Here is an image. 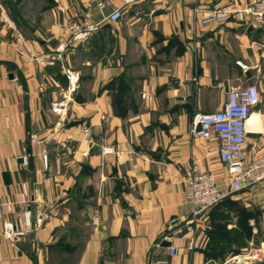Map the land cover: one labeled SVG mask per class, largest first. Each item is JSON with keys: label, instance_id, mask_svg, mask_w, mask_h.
<instances>
[{"label": "crops", "instance_id": "1", "mask_svg": "<svg viewBox=\"0 0 264 264\" xmlns=\"http://www.w3.org/2000/svg\"><path fill=\"white\" fill-rule=\"evenodd\" d=\"M48 2L54 25L46 38L22 37L27 53L11 30L18 17L0 5V196L13 203L0 264H204L207 225L188 230L185 171L220 189L228 176L217 141L191 136V123L220 110L230 86L264 79V35L237 22L202 28L193 0ZM116 8L121 19L107 22ZM72 20L97 27L59 53ZM66 70L80 75L70 96ZM259 90L251 153L264 150ZM61 97L66 110L52 113ZM4 222L22 235L7 240Z\"/></svg>", "mask_w": 264, "mask_h": 264}, {"label": "built area", "instance_id": "2", "mask_svg": "<svg viewBox=\"0 0 264 264\" xmlns=\"http://www.w3.org/2000/svg\"><path fill=\"white\" fill-rule=\"evenodd\" d=\"M123 4L140 0H121ZM170 1V0H168ZM192 13L194 17L201 16L198 21L202 28H210L230 22H237L245 28L253 27L256 30H264V0H252L246 5L239 4L235 0L215 7L203 9L201 0H193ZM121 19V8L114 9L107 17L109 23H116ZM97 26L72 22L68 25L70 37L66 43L59 47V53L72 44L84 42ZM16 36L22 40V36L16 32ZM67 79L66 94L69 96L75 92L80 81L77 72L66 70ZM260 103V90L255 84L230 86L226 99L218 111L207 114H196L192 120L190 135L205 140L215 139L220 148L221 161L225 166L227 180L220 189L211 174L199 173L192 165L185 171V199L190 205L189 232L198 220L207 219L208 211L217 205L227 195L238 194L245 188L264 183V150L257 153L248 151L247 121L254 108ZM66 102H55L51 105L54 113L61 114L66 110ZM87 130H85V133ZM103 153L108 155L110 150L103 148ZM45 158V157H44ZM46 159V158H45ZM26 194L22 196L21 203H25ZM13 211V203L4 200L0 196V221L4 215ZM27 214H25V218ZM3 235L9 241L22 235L11 223L4 222ZM171 257L177 255L178 248L175 245L169 247ZM188 249H192V244ZM236 264H264V248L250 249L244 256L234 259ZM204 264H229L207 261Z\"/></svg>", "mask_w": 264, "mask_h": 264}, {"label": "rangeland", "instance_id": "3", "mask_svg": "<svg viewBox=\"0 0 264 264\" xmlns=\"http://www.w3.org/2000/svg\"><path fill=\"white\" fill-rule=\"evenodd\" d=\"M0 5L10 20L12 16L18 17L19 26L16 25L17 27L11 30L14 33L17 31L23 39L46 38L54 25L52 11L43 9L49 6L48 0H0ZM72 22L76 21H68L67 29ZM240 30L244 34L247 32L243 28ZM255 32L257 33V30ZM263 35V31L258 30L255 36L261 38ZM17 39L20 40L18 35ZM21 44L22 51L27 53L28 48L24 46L23 41ZM252 82L261 89V100L264 101V79L259 76ZM55 102L65 103L66 99L61 97ZM51 111L54 113L52 108ZM200 112L206 114L211 113L212 110H200ZM200 221L207 225L206 239L210 241V246L207 244L204 249L205 255L214 263L229 261V264H236L234 262L236 257L244 256L250 249L264 248V183L245 188L235 195H227L208 211L206 221ZM215 231L221 234L220 238H214L212 234Z\"/></svg>", "mask_w": 264, "mask_h": 264}, {"label": "trees", "instance_id": "4", "mask_svg": "<svg viewBox=\"0 0 264 264\" xmlns=\"http://www.w3.org/2000/svg\"><path fill=\"white\" fill-rule=\"evenodd\" d=\"M14 9V8H13ZM117 83V80H114V81H111L110 83H109V85L108 86H114L115 84ZM212 235H214V238H220L221 237V234L219 233V232H216L215 231V233H213ZM214 238H213V240H214ZM216 240V239H215ZM216 242V241H215ZM208 246H210V241H208ZM204 253V257H205V259L207 260V261H212V260H208L207 258H209L207 255H205V251L203 252ZM206 261V262H207Z\"/></svg>", "mask_w": 264, "mask_h": 264}, {"label": "bare ground", "instance_id": "5", "mask_svg": "<svg viewBox=\"0 0 264 264\" xmlns=\"http://www.w3.org/2000/svg\"><path fill=\"white\" fill-rule=\"evenodd\" d=\"M248 126H254L255 128L259 129V120H258V117L257 116H252L251 119L248 122ZM247 129H248V127H247Z\"/></svg>", "mask_w": 264, "mask_h": 264}, {"label": "water", "instance_id": "6", "mask_svg": "<svg viewBox=\"0 0 264 264\" xmlns=\"http://www.w3.org/2000/svg\"><path fill=\"white\" fill-rule=\"evenodd\" d=\"M253 30H255L253 27H249V28H248V32H249V31H253ZM263 34H264V30H263ZM211 35H212V34H208L207 37H210ZM10 78H11V76H10ZM166 245H168V244H166Z\"/></svg>", "mask_w": 264, "mask_h": 264}]
</instances>
